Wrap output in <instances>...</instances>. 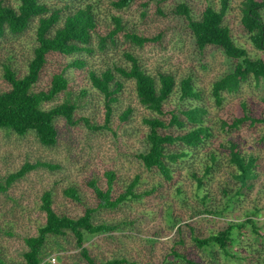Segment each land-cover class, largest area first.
Returning <instances> with one entry per match:
<instances>
[{
    "label": "rangeland",
    "instance_id": "1",
    "mask_svg": "<svg viewBox=\"0 0 264 264\" xmlns=\"http://www.w3.org/2000/svg\"><path fill=\"white\" fill-rule=\"evenodd\" d=\"M16 4L15 0H9ZM111 0H100L99 32L106 33L108 14L119 15L127 23L130 30L143 36L159 35L158 41L134 47L133 52L140 63L155 73L156 71L172 72L177 78L191 76L201 92V99L196 103L207 110V118L213 131L219 134L214 146L223 138H233L239 142L240 148L258 158L259 178L251 190H244V197L232 200L229 209H225L227 198L220 187L228 183L234 187L230 177L232 168L225 160L220 161L210 180H204V188L212 197L209 206L215 212L209 214L201 204V193L196 190V183L191 178V170H199L201 151L196 158H190L177 167L172 184L165 182L155 172L146 171L135 155L146 149V127L142 117L148 114L135 96L133 83L128 81L113 104L110 129L88 128L81 120L100 127L103 125L104 106L102 96L91 89L88 79L90 69H98L103 61L123 62L121 53L125 44L121 35L117 38V47H110L104 52L94 48L90 56L83 54L87 64L82 69L65 70L70 57L51 54L47 58L38 88L47 86L54 73L64 70L68 79V88L73 100L79 99L80 104L75 112L77 124L68 126L64 120L57 122L59 130L58 143L53 148L41 146L33 135L17 137L0 130V179L14 172L28 162L35 164L45 162L57 169L46 167L29 172L24 179L15 183L7 195H0V257L8 263H23L22 253L26 247L23 238L36 234L37 227L44 221V214L39 210L40 195L43 191L53 193V206L58 213L70 217L81 214L82 208L62 194L68 186H75L83 202L93 206L95 197L87 186V181L95 179L102 187L105 186L103 173L114 171L120 181L117 188L128 183L135 175H139L140 184L137 192L150 190L161 183L162 194H153L139 201L124 203L112 211H98L94 220L117 224L118 229L111 233L88 236L84 246L97 262L121 259L137 263L184 264L169 254L172 249L185 252L186 256L197 259L200 264H247L239 256H247L250 264H262L264 259V124L254 127L244 125L230 134L220 132V120H231L242 115L241 102H245L249 111L256 117H264V80L258 85L253 81L241 86L235 94L224 93L221 106H216L211 97V85L225 73L233 69L234 62L226 58L218 49L207 47L198 51L187 28L184 17L174 12L179 3H186L194 18H197L210 2L217 7V0H135L127 9L117 11ZM242 0H232L230 11L224 22L229 27L235 42L243 46L251 55L262 56L263 51H256L243 32L240 24V7ZM51 5H57L51 2ZM34 44V24L15 39H5L0 45V91L9 88L3 78V65L8 64L19 74L26 71L27 62L32 55ZM95 45V42H94ZM12 55L10 61L7 55ZM88 90L80 98L79 91ZM66 98L61 93L47 107L61 103ZM194 103V102H193ZM179 104L177 97H172L165 109H174ZM132 108L130 119L123 123L118 115L126 108ZM180 189V194L176 191ZM209 205V204H208ZM250 217L255 222L259 234L253 233L251 226L245 224L240 233L233 230L234 244L228 249L233 256L226 257L215 248L198 249L191 241V236L204 237L224 229L230 224L241 223ZM180 232H177V228ZM193 232V233H192ZM240 234V235H239ZM181 239L182 242H179ZM64 252L52 254L42 264H85L77 256L78 249L68 241H60ZM210 251H215L214 259ZM251 251H259L252 253ZM258 254L260 258H258ZM52 258L54 260L52 261Z\"/></svg>",
    "mask_w": 264,
    "mask_h": 264
},
{
    "label": "trees",
    "instance_id": "2",
    "mask_svg": "<svg viewBox=\"0 0 264 264\" xmlns=\"http://www.w3.org/2000/svg\"><path fill=\"white\" fill-rule=\"evenodd\" d=\"M0 0V45L5 39H15L34 24V44L31 58L27 62L26 71L19 74L8 64L3 65V78L9 88L0 91V130L17 137L33 135L38 143L46 148H53L58 143L59 130L57 122L64 120L68 126L77 124L75 112L80 108L77 100H73L68 88V79L64 70L51 75L46 87L38 88L41 73L51 54L70 57L65 67L82 69L87 61L83 54L92 55L96 48L104 52L110 47L116 49L117 38L121 35L124 47L121 56L123 62L103 61L98 69L88 71L90 88L102 96L104 106L103 125L97 127L89 123L88 119L81 120L88 128L110 129L113 104L124 89L125 82H132L137 102L148 114L142 117V124L146 127V149L135 155L143 168L148 172H155L168 184H172L177 167L190 158H196L201 151L199 170L189 172L196 183L198 194L201 193V204L209 214L215 212L212 197L204 188V180H210L212 173L219 169L220 161L225 160L232 168L230 177L233 180L220 187L226 196L225 209L233 204L232 200L244 197V190H251L259 178L258 158L246 153L240 148L239 142L233 138H223L215 147L216 134L207 118V110L196 103L201 99V92L196 87L192 77L177 78L169 71H148L134 54V47L158 41L159 35L143 36L128 28L127 23L119 15L108 14L106 33L99 32V4L100 0ZM135 0H111V6L117 11L127 9ZM51 2L58 3L51 5ZM232 0H217V7L210 2L201 14L194 18L190 7L186 3L175 6L174 12L184 17L187 28L194 40L198 51L207 47L218 49L222 54L234 62L233 69L214 81L211 85V97L216 106L224 101L223 94H235L241 86L253 81L256 85L264 80V54L251 55L243 46L233 39L229 27L224 19L230 11ZM240 24L243 32L248 36L250 44L256 51L264 52V0H242L240 7ZM95 42V45H94ZM1 48V47H0ZM12 55H7L10 61ZM80 98L88 90L79 91ZM61 93L66 98L56 105L47 107ZM177 97L179 104L174 109H165V104ZM194 102V103H193ZM243 113L231 120H220V132L230 134L244 125L254 127L264 124V117H256L241 102ZM133 110L128 107L121 111L118 118L126 123L132 116ZM46 167L57 169L45 162L24 163L14 172L8 173L0 179V195H7L9 189L26 175L37 168ZM105 186L102 187L95 179L87 181V186L93 192L95 204L90 206L83 202L75 186H68L62 190L65 198L81 205L82 212L77 217H70L65 213H58L53 206V193L43 191L40 195L39 210L44 214V221L36 229V234L23 238L25 251L22 253L23 263H8L0 257V264H42L52 254L64 252L60 241L70 240L76 249L77 256L85 264H147L128 261L124 258L97 262L84 246L88 236L111 233L118 229L117 224L106 222L96 223L94 216L98 211H112L120 205L139 201L153 194H162L161 183L150 190L137 192L140 184L139 175H135L120 189V182L114 171L103 173ZM180 194V189L176 190ZM209 204V205H208ZM251 226L253 233L259 234L255 222L246 218L241 223L230 224L224 229L207 236H191V241L198 249H217L226 257L233 256L228 249L234 244L233 230L238 233L244 225ZM177 232H180L178 227ZM193 233V232H192ZM240 235V234H239ZM179 242H182L181 239ZM214 259L215 251H210ZM258 253L259 251H251ZM184 264H200L197 259L190 258L185 252L172 249L169 254ZM247 264L251 259L239 256ZM260 258V255L257 256ZM54 260V258H52ZM161 264H167L166 261ZM264 264V259L262 260Z\"/></svg>",
    "mask_w": 264,
    "mask_h": 264
},
{
    "label": "built area",
    "instance_id": "3",
    "mask_svg": "<svg viewBox=\"0 0 264 264\" xmlns=\"http://www.w3.org/2000/svg\"><path fill=\"white\" fill-rule=\"evenodd\" d=\"M52 261H53V259H52Z\"/></svg>",
    "mask_w": 264,
    "mask_h": 264
}]
</instances>
